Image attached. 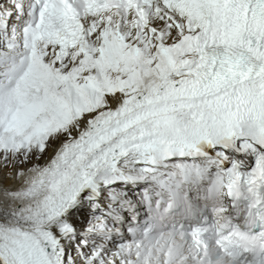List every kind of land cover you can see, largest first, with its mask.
<instances>
[{
    "label": "snow or ice",
    "instance_id": "1",
    "mask_svg": "<svg viewBox=\"0 0 264 264\" xmlns=\"http://www.w3.org/2000/svg\"><path fill=\"white\" fill-rule=\"evenodd\" d=\"M0 166V264H264V0H0Z\"/></svg>",
    "mask_w": 264,
    "mask_h": 264
},
{
    "label": "bare ground",
    "instance_id": "2",
    "mask_svg": "<svg viewBox=\"0 0 264 264\" xmlns=\"http://www.w3.org/2000/svg\"><path fill=\"white\" fill-rule=\"evenodd\" d=\"M7 171L6 169H4L2 166H0V175L3 174V172ZM12 185L15 186L16 185V181H11ZM2 194H0V199H2Z\"/></svg>",
    "mask_w": 264,
    "mask_h": 264
}]
</instances>
